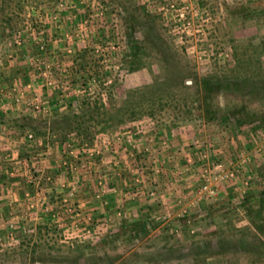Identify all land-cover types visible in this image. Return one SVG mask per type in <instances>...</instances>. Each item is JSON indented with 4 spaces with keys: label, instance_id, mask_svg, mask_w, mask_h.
I'll list each match as a JSON object with an SVG mask.
<instances>
[{
    "label": "rangeland",
    "instance_id": "1",
    "mask_svg": "<svg viewBox=\"0 0 264 264\" xmlns=\"http://www.w3.org/2000/svg\"><path fill=\"white\" fill-rule=\"evenodd\" d=\"M262 77L264 0H0V264H264Z\"/></svg>",
    "mask_w": 264,
    "mask_h": 264
},
{
    "label": "trees",
    "instance_id": "2",
    "mask_svg": "<svg viewBox=\"0 0 264 264\" xmlns=\"http://www.w3.org/2000/svg\"><path fill=\"white\" fill-rule=\"evenodd\" d=\"M147 23H149V28L144 29V34H143L144 36H142V38L139 40H133V44H131V47L133 49L132 50L133 56L131 59L133 60V62H136L140 58L141 53L145 51L146 45H149L150 49H153L154 47H156L155 49H157L159 47V44H161L158 42L161 40L160 39L161 37L159 36V33L156 32L155 27L153 26V22L149 20ZM161 51L162 53L164 52L163 49ZM157 52L160 53L159 50H157ZM164 59H168L166 55H164ZM183 87H189V86L188 85L186 86L184 84ZM95 111H97L96 108L93 110V109H87V107L84 106L79 110L78 114L76 113L74 115L65 114V115H61L60 117H55V119L52 121L54 123L51 124V129L54 128L55 130H59V132L74 130V128H77V125L85 121V119H90V112H95ZM261 118H262L261 121L264 124V111L262 113ZM77 250L80 251V249ZM33 261H38L41 263L43 262L42 259L39 260L37 258L36 259L32 258L30 262ZM57 262L58 261H50L48 264H77V258L73 256H65L62 261H60L59 263Z\"/></svg>",
    "mask_w": 264,
    "mask_h": 264
},
{
    "label": "crops",
    "instance_id": "3",
    "mask_svg": "<svg viewBox=\"0 0 264 264\" xmlns=\"http://www.w3.org/2000/svg\"><path fill=\"white\" fill-rule=\"evenodd\" d=\"M18 138H16L15 139V141H18L17 140ZM16 143V142H15ZM44 145H46V144H44ZM17 146L19 147V148H17ZM16 147V150H10L9 151V153L11 154V156L9 157V158H15L13 161H12V163L11 164H13V166H11V168L13 169V171H14V176H15V178L16 179H18V180H16V182L19 184L20 182H23L22 181V179H24V178H26V174H27V172H28V168L29 167H33L34 169H36V170H38L37 168H39V169H44L45 168V165L43 166V168H42V166L41 165H43L44 163L46 164V162H44V161H47V162H49L50 161V159L52 160V158H51V154H50V157H47L46 156V154H49V153H45V156L43 157V159L41 160V161H39V160H36V157H30V160H27V159H21V153H20V149H21V147L22 146H19V144L18 145H13V148H15ZM18 149V150H17ZM17 155V156H16ZM18 155H20V157H18ZM54 156H55V154H54ZM52 157H53V155H52ZM55 157H58V154L55 156ZM35 159V160H34ZM2 164V163H1ZM3 165V164H2ZM1 167V166H0ZM28 170H27V169ZM15 182V183H16ZM16 183V184H17Z\"/></svg>",
    "mask_w": 264,
    "mask_h": 264
},
{
    "label": "built area",
    "instance_id": "4",
    "mask_svg": "<svg viewBox=\"0 0 264 264\" xmlns=\"http://www.w3.org/2000/svg\"><path fill=\"white\" fill-rule=\"evenodd\" d=\"M34 108H37V106L35 105ZM26 140L29 142L28 144L32 143V141H33L32 134L27 133L26 134ZM27 160H29V159H27ZM187 161H189V159H187ZM227 175H230V174L229 173H221V174L217 175V177L219 179H222V178L226 177ZM200 190L207 192L208 191V184L207 183L202 184V186L200 187ZM208 193H210V191H208ZM211 193H212V191H211Z\"/></svg>",
    "mask_w": 264,
    "mask_h": 264
}]
</instances>
